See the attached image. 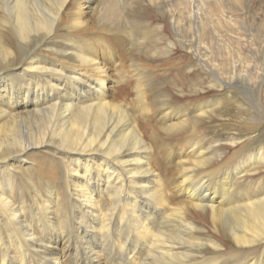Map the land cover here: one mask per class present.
<instances>
[{"label":"bare ground","instance_id":"1","mask_svg":"<svg viewBox=\"0 0 264 264\" xmlns=\"http://www.w3.org/2000/svg\"><path fill=\"white\" fill-rule=\"evenodd\" d=\"M194 3L195 11L183 20L196 26L200 61L205 56L200 48L211 55L196 65L219 75L213 76L212 88L221 90L223 79L263 82L264 63L250 66L241 49L226 47L221 59L229 57L226 62L213 60L212 47L199 30L202 19L214 14L200 16L202 0ZM115 9V0H0V61L11 64L0 71V161L15 157L6 149L42 148L43 155L60 158L57 172L39 169L38 176L45 178L41 200V183L29 181L34 194L28 202L22 191L16 193L18 182L0 173V264H65L66 251L69 264H264V248L239 263L216 238H229L238 251L264 245V175L258 174L264 169V144L229 163L224 149L250 141L237 134L222 142L203 130L213 125L250 131L249 140L264 143V108L238 87L233 92L240 91L248 107L234 94H221L193 111L185 108L201 105L202 98L195 97L184 102L187 114L181 118L171 113L170 97L146 104L139 82L142 71L156 67L138 63L131 66L136 80L131 102L119 99L131 80L120 75L119 60L110 50L112 41L123 39L108 35H127L129 23ZM134 29L136 47L145 39L140 20ZM160 29L154 28L158 34ZM167 44L172 51L173 43ZM21 50L26 54L21 56ZM241 61L247 64L238 72ZM117 72L123 82L115 79ZM196 84L189 88L197 90ZM261 94L264 100V89ZM149 104L158 105L150 111L158 119L143 130L135 114L146 113ZM159 154L177 181L155 167ZM44 160L41 156L32 163H48ZM214 163L218 167L203 175ZM245 176L252 181L244 188L238 180Z\"/></svg>","mask_w":264,"mask_h":264},{"label":"rangeland","instance_id":"2","mask_svg":"<svg viewBox=\"0 0 264 264\" xmlns=\"http://www.w3.org/2000/svg\"><path fill=\"white\" fill-rule=\"evenodd\" d=\"M133 1L134 3H130L129 0H115V13L118 17L129 23L128 28L126 29L128 32L127 35L125 33V35H123V33L108 35L111 38L118 37L123 39L120 43L117 41H112L113 45L110 50L115 56L114 59L119 60V63L121 65L119 66L121 69L119 72L120 75L122 74V76H125V80H127L128 82L129 79L131 80L130 85L123 86V88H125V93L121 95L119 99H124L126 103L131 102L135 94V89L133 88V86L136 84V80H134L135 75L131 71V66L132 63H138L139 67H156L151 71H142L141 81L139 82L142 96L144 97V99H146V104L150 101V99L153 98L158 99L160 97L162 100H166L167 97H170V104L172 105L168 106H170V108L172 109L171 113H177V115H179L181 118L184 117V114H187V112L184 110L185 108H190V110L193 111L194 109L203 106V101H206L211 97H216V99H218L220 98L221 94H234L236 97L238 96V100L241 103L248 107V103L246 99H244L242 93L240 91V94L238 92H233L238 87L242 92H247V94L253 96V99L256 100L257 103H260V106L264 108V100H262L263 97L261 94L264 89V81L262 82V80L258 79L256 80L255 84L253 81H249L246 78L241 80V82H233L227 79H221L223 82V88L219 90L214 87L212 88L211 85L212 78H219V75L216 73V71L208 73L196 65L197 61H200V57H198L195 49L196 45H199L197 43V34L192 31L194 30L193 27L196 28V26H194L192 21H187L191 22V24L189 25L183 19L187 15L195 11L194 5L196 3L194 2H199V0H184L186 2L185 5H183L182 0ZM154 3L158 5H155ZM223 10L225 11L223 12ZM208 12H211L214 15H212V17L206 22H204V20L202 19L203 22L201 24V30H199V35L203 36L204 44L208 43L212 47L213 56L215 57L213 60L215 62H226V59L229 57L224 58L223 61L221 59L227 55L225 52V49L227 47L228 50L232 51L234 49H241L239 53L244 60L250 62V66H255V64H260V66H262L261 64L264 63V46H261V42H263L264 44V0H202V4L200 6V16L204 17L203 13ZM137 20H140L142 22L144 31L143 37H145V39L143 43L139 42V46L137 45L136 47H134L137 41L134 32V23ZM158 26H161L160 30L162 33L160 34H158L154 30V28ZM140 40H142V37L140 38ZM236 41H240L239 45H237ZM168 42L173 43L172 51H170L168 48ZM97 44L100 45V41H98ZM200 46L203 47V44H201ZM101 49L105 48L101 47ZM204 51L205 50L203 48L199 49L200 55L205 54V56L201 58V61L203 62H205L204 59L207 60L211 56L210 54H208L209 57H206V53H208V51ZM24 54H26V51L21 50L20 55L23 56ZM29 54L30 52L28 53V55ZM100 55H102L101 52ZM235 56L237 57L236 53ZM230 62H232V59L229 61V63ZM246 64V61H241V64L237 65V67H239L238 72L244 71V66H246ZM10 65L11 64H6L0 61V71H2L4 67L5 69H10ZM194 67H196V69L192 72V69L190 68ZM224 72L227 74V76H229L230 73L228 70L224 69ZM251 72L256 76L254 70H251L250 73ZM119 73H114V76H116L115 79L119 78L118 80H120L121 77L119 76ZM260 75L264 80L263 71L260 72ZM120 82L123 81L120 80ZM120 82L118 83V85L120 84ZM192 82L197 83V90H195L196 92L189 88ZM244 85L247 88V91H245V89L243 88ZM117 87H113L112 89L115 91ZM181 88L182 90L179 91ZM180 95L182 96L180 97ZM239 95L241 96V98L239 97ZM195 97L202 98L201 100H198V102L202 101L201 105L194 104L191 107L189 105H186L184 108V102H192L194 101ZM109 99L113 100V94ZM239 101H237L236 103L238 104ZM157 106V104H149L148 109H146V113L144 112V114H135V120L136 122L138 121V125L143 130H145V128L147 127L146 125L148 124L155 126L154 120H157L158 116L150 111L151 109L157 108ZM262 114H264V109L262 111ZM255 122L256 120H251V123ZM221 127L222 126L214 128L213 125L212 129L203 127L204 135L206 137L215 136V138L219 139V141L225 142V139H229L234 135L240 134L242 135L243 140L246 139L245 141H250L245 145L240 144L236 148L228 147L224 149L225 155L227 157V160L225 162H228L229 160H231L229 163L234 162L237 158L242 157L245 153H247L251 148H257L258 146L264 144L260 143L259 141L249 140V138L252 136L250 131H245L243 133H241L242 131L233 132L231 130L229 131L221 129ZM214 131H217V134ZM144 133L147 132L143 131L141 134ZM146 138L148 139V137ZM10 150L11 149H6L4 153L14 155L15 157L8 161H0V165H2L0 166V173H7V176L11 178L15 183L18 182L16 184H18L20 187L17 188V190L15 189V191L16 193L22 191V194L25 195V200H27L28 202L32 199L30 198L32 197L30 196V194H34V189L29 181H37L38 183H41L39 185L41 194L37 195V199L41 200L42 195L45 192V189L42 188V182L43 180H45V178L38 176L39 171L41 170V167L44 168L46 166L50 167V170L57 172V164L60 158L49 156L50 154L43 155L41 153L42 148H34L25 153H20L16 150ZM156 153L157 152H155V154ZM233 154H235L236 156H240L235 157ZM41 156H43V159H45L44 161H47L48 163H43L42 161L38 165H33L32 161L38 160ZM174 156L176 158V154ZM22 157H24L25 162H22L20 160V158ZM217 160L220 164V158H218ZM166 162L167 160L165 158V155H163L160 163L158 165H155V167L161 168V171L163 172L162 174H166L164 177L168 176L172 181H177L179 179L177 175L167 173ZM3 166L5 168L8 167L11 169L9 171H2L3 169L1 167ZM214 167H218L217 163L211 164L208 168L206 167L202 174H208ZM33 171H35V173ZM258 174L264 175V169L261 170ZM57 181L58 185L60 186L61 179H58ZM251 181L252 180L247 176L238 180V182L243 184L244 188L246 187L244 183L251 184ZM64 194L65 193L63 192L62 196ZM64 197L65 196H63V198ZM202 216L203 217L201 218L205 219L208 215ZM200 226H203V224L201 223ZM204 232L205 230H203V233ZM216 238L225 247V254H233V258L231 260L237 261L239 263L243 262L245 259H248L253 255L258 254L259 252H263L264 245L261 248L255 247L249 250L246 249L238 251L234 243L230 241L229 238L223 235ZM69 252L70 251H66L64 253L65 264H69L68 261L70 262L71 260V255L68 254ZM213 254L214 252H205V255L207 256Z\"/></svg>","mask_w":264,"mask_h":264}]
</instances>
